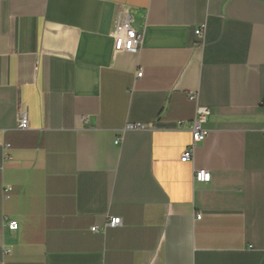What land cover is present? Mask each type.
Listing matches in <instances>:
<instances>
[{"label": "crops", "instance_id": "1", "mask_svg": "<svg viewBox=\"0 0 264 264\" xmlns=\"http://www.w3.org/2000/svg\"><path fill=\"white\" fill-rule=\"evenodd\" d=\"M0 264H264V0H0Z\"/></svg>", "mask_w": 264, "mask_h": 264}, {"label": "built area", "instance_id": "2", "mask_svg": "<svg viewBox=\"0 0 264 264\" xmlns=\"http://www.w3.org/2000/svg\"><path fill=\"white\" fill-rule=\"evenodd\" d=\"M195 34L201 37L203 35V29H196ZM111 37L114 42L113 49L115 53L127 52L138 55L141 53L144 46L145 29H136L130 20L128 10L124 8L119 12V15L114 21L111 31ZM142 75L143 72L141 70L138 71L137 78H141ZM189 100L195 105V117L189 124V129L192 135V142L194 146L195 144L204 141V139L208 135V130L204 128V125L207 122L208 117L210 116V109L200 105L197 92H191L189 94ZM179 124L181 125L183 123L179 122ZM17 128L22 131H26L29 129V120L25 115L20 117ZM131 128H138V126L134 125ZM116 143H119V139L116 141ZM193 146L183 153L181 157L182 162H188L192 160L194 149ZM7 147L8 146H6V148ZM194 181L199 183H209L211 181V173L204 169L196 170L194 172ZM11 193L12 187L9 185H5L2 190L4 199L10 198ZM201 217V214L197 215L196 220H200ZM121 224L122 220L120 218H111L104 228L100 229L98 227H93L91 231H105L106 228H116ZM19 226V222L16 220H12L7 224L8 229L13 231L18 230Z\"/></svg>", "mask_w": 264, "mask_h": 264}]
</instances>
